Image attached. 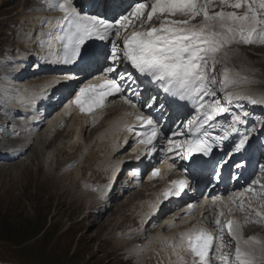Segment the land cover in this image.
Returning a JSON list of instances; mask_svg holds the SVG:
<instances>
[{
  "label": "snow or ice",
  "instance_id": "obj_1",
  "mask_svg": "<svg viewBox=\"0 0 264 264\" xmlns=\"http://www.w3.org/2000/svg\"><path fill=\"white\" fill-rule=\"evenodd\" d=\"M219 3L221 10L210 13V9L214 6L213 0H152L150 11L147 12V21L155 17L160 21L159 27L143 30V23L146 22L144 21L141 30L133 27L130 33L126 30L133 24V20H140L146 8L149 7L147 0L137 3L128 15H122L115 24L106 23L95 16L81 15L71 0L51 4L53 9L64 14L63 19L67 24V27H62L61 32L55 37L63 48V55L58 61L60 63L71 64L78 57L96 55V53L82 51L81 46L85 41L93 37L104 41L108 40L113 32L115 34V39L111 41L109 57L112 66L107 68L104 82L98 86L80 88L72 104L81 113H91L101 107L108 96L121 92L120 84L107 75V73L115 72V65L121 61L129 63L141 75L151 77L153 81L163 86L165 92L179 96L181 100L189 99L194 94H214L208 87L204 70L209 60L215 65L216 54L233 43L264 45V0H219ZM224 8H231L234 11H225ZM240 9H244L243 13L236 11ZM176 15L183 16L185 19H169ZM197 17L202 18L201 23L192 24ZM122 30L126 34L122 35ZM121 39L123 41L122 56L119 55L121 49L117 47V41ZM49 47L51 48V41H49ZM223 75L226 81L227 70ZM65 79H71V77H65ZM120 79H125L123 74ZM227 99L231 101L233 97L230 95ZM247 99L252 104L264 103V100L258 101L252 97ZM195 111L198 114L195 121L190 120L184 125L190 138L182 142L170 140L168 145L169 151H177L181 160L190 163L193 174L199 171L193 156L197 153L208 156L212 151V144L205 138L208 135L207 132L201 135L205 124L227 110L218 102H212L199 104ZM137 119L142 126L150 127V131L145 132L138 141L150 151L160 136V129L150 117L138 116ZM238 123L240 118L233 117L229 129L236 132L235 125ZM226 138L227 131L224 136L213 139L223 141ZM248 138V135L242 136L234 145L235 151L242 150ZM158 171L154 170L152 176H157ZM172 186V192L163 194L165 198L178 195L189 184L187 180H179L173 181ZM237 199H240V194H237ZM237 208L244 214L245 220L251 218L252 210L246 207L242 200ZM222 215L224 213L220 211L214 221L215 234L213 231L198 227L182 235L180 251L187 253L191 260H185L184 256L178 252L177 257L181 264H212L210 253L213 250L215 258L223 264H264V257L257 260L254 255L255 250L248 247L261 242L255 237L242 240L240 225L232 219L222 223L220 219ZM255 217L254 222L257 223L264 220V215L259 211L255 213ZM225 230L230 240L236 242L234 259L231 260L222 253V249L226 246ZM242 244L245 249H242ZM261 251L264 252V244L261 245Z\"/></svg>",
  "mask_w": 264,
  "mask_h": 264
},
{
  "label": "rangeland",
  "instance_id": "obj_2",
  "mask_svg": "<svg viewBox=\"0 0 264 264\" xmlns=\"http://www.w3.org/2000/svg\"><path fill=\"white\" fill-rule=\"evenodd\" d=\"M23 1L0 0V97H3L5 103L4 109L0 110V116L8 106H14L15 90L10 89L11 87L24 86L30 82L40 83L42 80V76L35 75H30L24 81L13 79L21 67L24 66L28 70L34 68L33 63L28 62L32 60L31 54L37 52L38 42L32 39L37 40L42 30H39L41 22L30 14L37 9L31 5L21 10ZM28 1L32 4L31 0H27V5ZM22 19L36 28L32 30L31 39L28 35L31 27L28 23L26 26L29 28L23 26ZM193 23L196 24L197 21ZM28 41L34 44H26ZM25 54L30 55L24 57L27 62L19 63V58ZM34 57L39 58L38 55ZM239 58H243V61ZM252 59L255 62H251ZM231 62L242 76L251 75L244 73L241 68L248 66V63L253 68L257 65L264 66V45L257 43L237 46L231 54ZM251 80H255V83H251L253 88L262 81V77L253 76ZM261 92L264 93V88ZM45 128L46 126H42L40 132L45 131ZM81 135L83 136V133ZM76 140L77 138L73 139ZM10 141V144L4 143L9 147L13 146L15 141ZM44 142L45 139L41 136L32 140L31 144L28 140L22 141L26 150L23 157L12 160H4L3 157L11 156V152L0 151V226L3 223L4 229L13 232H19L20 229L29 226L27 235L38 231L37 236H29L26 239L13 235L10 236V240L0 239V264H140L136 257L131 258L129 250L133 246L126 247L128 242L120 227L122 225L125 227L133 221L129 220L130 215L126 214L129 213L127 208L133 205L131 202L127 203L128 199H125L131 191L121 196L116 190L117 194L110 197L113 202L107 205L105 211L100 212L101 204L92 187L87 186L85 182L81 185L80 182L77 183L78 178L83 175L85 181L87 175L83 171L87 172L85 169H89L86 163H84L86 166L81 165L84 169L80 170V163L75 157L62 154L61 159L72 161L74 168L70 166L62 167L58 171L55 169L47 171V168L43 170L41 167L43 162L51 163L52 168H55L58 159L56 150L60 147H70L72 145L70 139L57 140V143L41 150ZM4 143L0 142V145L4 146ZM76 166H79L78 178L74 177ZM97 171L92 170L87 181H91ZM108 172L107 167L99 171L97 179L102 181L101 176H107ZM124 199L125 201L120 203ZM124 204L125 208H120ZM117 220H120L119 224ZM252 228L254 232L250 235L257 238L256 233H260L264 237V225H254ZM106 238L113 241L108 250ZM154 244L151 242L146 254L150 253L155 258V251L151 250ZM119 253L130 256V262H125ZM163 257L161 264H181L178 258H174L170 249H163ZM151 259L152 257H145L144 261L148 262Z\"/></svg>",
  "mask_w": 264,
  "mask_h": 264
},
{
  "label": "bare ground",
  "instance_id": "obj_3",
  "mask_svg": "<svg viewBox=\"0 0 264 264\" xmlns=\"http://www.w3.org/2000/svg\"><path fill=\"white\" fill-rule=\"evenodd\" d=\"M27 1V0H26ZM26 1H23L22 4V8L21 10H23L24 7H28L31 6V4H29L28 1V5L26 4ZM22 3V2H21ZM25 3V6H24ZM220 4H218L219 6ZM17 6V5H16ZM213 9V8H211ZM216 11H219L221 9H215ZM225 11H232L230 8H224ZM31 15H34V18L39 20V18L43 17V14H38V11L36 10L33 13H30ZM170 19V18H169ZM173 19L176 20H182L185 19V17L183 16H178L175 17ZM197 19V18H196ZM42 20V19H41ZM40 21V20H39ZM202 21V18L201 20ZM198 22L196 25L200 24L201 22ZM43 22H46V20H43ZM22 23L23 26H26L27 23L29 24V27H31V31L29 32V38L31 39L32 36V30H36L35 27H32L31 23L27 22L25 19H22ZM194 24V23H193ZM28 27V26H26ZM28 27V28H29ZM44 30H41L40 35L38 36L37 40L32 39L33 41H37L40 45V51L47 55L52 54L55 50H56V46H55V42L53 40V34H50V32H48L49 30H47L45 32V34L42 36ZM49 41H51V48L49 47ZM28 45L34 44L33 42L28 41V43H26ZM240 44H236L233 43L231 45L226 46L224 49H222L218 55L216 56V60L221 62V73L225 72V70H227L228 72V78H232L233 74H236L237 70L236 68L232 65L231 62V54L234 52V49L239 46ZM32 52V51H31ZM28 55L25 54L22 56V59H24V57ZM34 56V55H32ZM240 60L243 61V58H239ZM49 58L47 57L44 65L45 67H48L50 65L49 63ZM251 62H255L254 59L250 60ZM25 62H27V60H25ZM248 62V61H247ZM25 68V67H23ZM242 71L244 73H248L251 75H246L243 77H241L240 79H234V82H240L242 83L244 86L239 87L235 90V92L237 94H240L239 97H242V99H246L248 98L247 95H249L250 90L252 89L251 87V83H255V80H250L252 79L253 76H261L262 77V81L257 83L255 86V90L257 91H262V88H264V66H258L253 68L251 65L245 66L243 68H241ZM22 70V68H21ZM29 72V71H28ZM224 77V75H223ZM15 79V77L13 78ZM25 78H23L24 80ZM78 78H73L71 81L74 82L76 81ZM61 80H59L58 82H53L54 84H51L47 79L41 80L40 81V85L43 83H47L46 85H43L44 88H49V89H53L56 88ZM38 84H25L24 87L22 86V88H19L21 90L18 91V94L21 95V99H25L27 97H29V94L26 92L29 89H33L36 90L37 92L39 91L38 89ZM10 89H14L13 87H11ZM23 90V92H22ZM25 94V96H23V94ZM46 93V92H45ZM236 96V95H235ZM114 102V101H113ZM116 102V101H115ZM112 103V102H111ZM110 107H114V108H110ZM110 107H108V109H103L101 112L93 115L89 121L87 120V118L84 117H77V116H73L72 118H68V115L70 113V110H65L62 114L56 116V118L54 119V132L52 137H50L49 139L45 138V144L42 146V148L40 149H46L50 146H52L57 140L61 141L63 139H70V143H72V145L70 147H60L59 150L57 152V161H56V167L52 168L51 163L50 164H46L42 162L41 167L43 168H47L48 170H56L58 171L60 168H69L70 166H72V161L67 160V159H61L62 154H66L68 156H72L75 157L76 160L78 161V163H80V167L76 166V169L74 171V177L78 178V167L80 168V170H83L84 168L81 167V165H85L87 164V166H89V169L86 168L85 170H87V172L83 171V173L87 174L90 173L92 170H97L98 167L105 165V166H109L110 164H112V159L113 157L119 155L120 153H115V156L112 157V155L114 154V152L112 151V147L114 145H116V143H113V137L116 136L118 128H117V124L120 122L121 119H123L125 116H127L128 111H125L122 108H119V104L116 102V105H111ZM112 109H114L116 112L112 115V112H110ZM109 112V113H108ZM181 121V124L185 123L187 121V118H180L179 119ZM59 123H64L65 127L67 126V134H63L64 133V129H56L55 126L56 124ZM70 123V125H68ZM52 127L49 128V132L51 133L53 131ZM87 129V131H86ZM70 133V134H69ZM83 133V136L80 134ZM75 134L77 136H75ZM45 136V135H44ZM67 136V138H65ZM39 136H36V138H38ZM5 139H7L6 137H4ZM74 138H77L76 142L73 141ZM93 139L92 144L88 145L87 147H84V145L80 146V143H91ZM8 140V139H7ZM9 141V140H8ZM18 141H15V143H17ZM4 143V142H3ZM76 143L78 144V146L76 147ZM10 144V143H9ZM85 145V146H86ZM117 146L121 147V143L119 142ZM4 147L6 148L7 145L4 143ZM12 152H11V156L9 157H4V160H12L15 158H20L23 157V154H19L22 149L23 146H15L12 147ZM54 150V151H55ZM120 150V149H118ZM117 150V151H118ZM130 150V148L128 147V145L126 146L125 151ZM124 151V152H125ZM55 154V153H54ZM44 157V152H43V156ZM119 158V157H118ZM54 159V158H53ZM52 159V160H53ZM95 161H98L97 163H95ZM86 163V164H84ZM162 168H160L159 171V177L160 176H164L165 172L167 171V169H169V164L166 162V164H161ZM117 167V164L114 166V168ZM105 170V169H104ZM115 172L111 173V176L114 174ZM116 177H120V174H118ZM90 178V176H89ZM110 178V177H109ZM109 178L106 180L107 182L109 181ZM161 189V184L160 183H152L149 185V188H142L141 191H135L129 194V196L126 198L128 199V201H126L127 203L131 202L133 205L134 203L139 200V198L142 196L141 192L142 191H148V207L145 209V213H147L151 207L153 202H155L157 200V194ZM247 192H243V193H237L240 194V199L242 200V198L246 195ZM237 197V195H236ZM131 205V206H133ZM137 205V204H136ZM126 206V204L122 205L120 208L124 209ZM128 206V205H127ZM130 206V207H131ZM130 207L127 208V211H129ZM262 209L264 210V204L262 205ZM262 210V211H263ZM222 211V210H221ZM224 215H222L220 217L221 222H225L227 219H229L230 217H233V213L231 212V210L229 209L228 212H224ZM260 212V211H259ZM177 214H173L170 215L167 219H164L163 222L160 225L159 230L157 231L156 235L151 239L154 240L153 243H155L153 246H151V250L153 251L155 249V245L157 244V242L161 241V242H168L167 247H165L164 249H170L172 251V253L174 254V258L177 259V253L179 252L180 255H182L180 248H179V243L177 242V234L181 233V232H187L188 230L184 229V227L187 225L188 220H182L179 216H176ZM209 216L205 215L203 219H207ZM133 220H135V218H133ZM241 226V222L238 223ZM181 228H180V227ZM263 226V225H262ZM177 227V228H176ZM183 227V228H182ZM254 227V226H253ZM162 230H164V232H162ZM253 228L250 227H245L241 229V239L242 240H247L250 237H254L253 235H250V233H253ZM257 239L261 242V244H253V245H249L248 247L254 249V255L257 258V260H260L262 257H264V252L261 251V245L264 244V237L261 236L260 233H256ZM175 238V239H173ZM127 242V241H126ZM242 249H245V246L242 244L241 245ZM185 260H189V258L187 256H184Z\"/></svg>",
  "mask_w": 264,
  "mask_h": 264
},
{
  "label": "trees",
  "instance_id": "obj_4",
  "mask_svg": "<svg viewBox=\"0 0 264 264\" xmlns=\"http://www.w3.org/2000/svg\"><path fill=\"white\" fill-rule=\"evenodd\" d=\"M4 224L2 223L0 226V239H5V240H10V236H17L18 238H23L26 239L29 236H34L37 234L38 231H33L32 234H28L30 228L29 226H25L24 229H20L19 232H13L10 229H8V231L6 229L3 228ZM15 234V235H14ZM37 236V235H36ZM17 244H19V242H17Z\"/></svg>",
  "mask_w": 264,
  "mask_h": 264
}]
</instances>
